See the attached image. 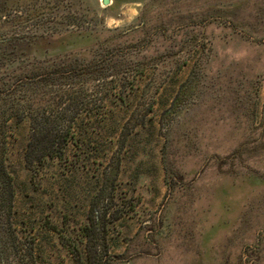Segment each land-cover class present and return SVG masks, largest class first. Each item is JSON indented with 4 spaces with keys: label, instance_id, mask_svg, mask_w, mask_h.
Instances as JSON below:
<instances>
[{
    "label": "rangeland",
    "instance_id": "rangeland-1",
    "mask_svg": "<svg viewBox=\"0 0 264 264\" xmlns=\"http://www.w3.org/2000/svg\"><path fill=\"white\" fill-rule=\"evenodd\" d=\"M14 1L0 79L35 59L111 52L127 96L32 172L29 124L12 125L3 264H87L93 219L108 251L95 264H264V0Z\"/></svg>",
    "mask_w": 264,
    "mask_h": 264
},
{
    "label": "trees",
    "instance_id": "trees-1",
    "mask_svg": "<svg viewBox=\"0 0 264 264\" xmlns=\"http://www.w3.org/2000/svg\"><path fill=\"white\" fill-rule=\"evenodd\" d=\"M15 8L9 0L0 3L1 18ZM14 42L12 39L0 40V59L6 56ZM77 56L79 54L73 52L56 56L52 61L34 58L35 62L29 67L20 65L7 69L11 71L0 79V244L12 240L16 231L13 219L15 184L8 168L12 125L29 124L24 160L26 168L32 172L51 162L64 160L68 146L76 142V129L93 118H101L98 121L102 122L103 109L110 98L125 102L127 94L123 82L128 71H125L127 65L121 54L116 57L108 52L103 58L95 55L90 60H79ZM116 69L118 72L112 73ZM104 85L109 90L108 95L99 102L92 99L91 87ZM100 230L96 219L83 229V237L87 240V264L100 262L108 254L105 243L101 245L98 241ZM3 263L0 260V264Z\"/></svg>",
    "mask_w": 264,
    "mask_h": 264
},
{
    "label": "water",
    "instance_id": "water-1",
    "mask_svg": "<svg viewBox=\"0 0 264 264\" xmlns=\"http://www.w3.org/2000/svg\"><path fill=\"white\" fill-rule=\"evenodd\" d=\"M104 3L105 4H109V0H104Z\"/></svg>",
    "mask_w": 264,
    "mask_h": 264
}]
</instances>
